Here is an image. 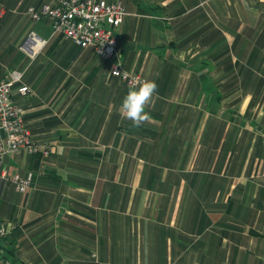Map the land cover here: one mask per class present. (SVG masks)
<instances>
[{
  "label": "crops",
  "instance_id": "1",
  "mask_svg": "<svg viewBox=\"0 0 264 264\" xmlns=\"http://www.w3.org/2000/svg\"><path fill=\"white\" fill-rule=\"evenodd\" d=\"M56 1L0 0V79L22 72L32 94L19 82L12 98L49 144L4 157L33 183L0 182L3 257L264 264V0H120L118 59L157 85L138 127L109 61L26 13ZM31 32L45 40L34 57L19 48Z\"/></svg>",
  "mask_w": 264,
  "mask_h": 264
},
{
  "label": "built area",
  "instance_id": "2",
  "mask_svg": "<svg viewBox=\"0 0 264 264\" xmlns=\"http://www.w3.org/2000/svg\"><path fill=\"white\" fill-rule=\"evenodd\" d=\"M26 13L34 21L47 18L52 34H62L79 47L89 48L95 55L108 60L107 73L119 78L130 89L138 88L146 81L141 73L123 69L118 59L115 28L121 24L126 14L120 0H57L52 4L44 3L39 8L30 6ZM44 44L45 40L31 32L19 48L34 57ZM21 77V71L13 70L7 78L0 79V182H10L17 192L25 194L32 187V174L10 172L3 166L4 157L20 153H39L46 157L49 154V144L39 143L31 138L23 120L24 110L12 98L13 86L21 83ZM17 92L25 97L32 94V89L21 83ZM121 115L125 117L122 112ZM43 169L44 163L41 162L37 173ZM5 234V227L0 226V237ZM0 264H11L1 252Z\"/></svg>",
  "mask_w": 264,
  "mask_h": 264
},
{
  "label": "clouds",
  "instance_id": "3",
  "mask_svg": "<svg viewBox=\"0 0 264 264\" xmlns=\"http://www.w3.org/2000/svg\"><path fill=\"white\" fill-rule=\"evenodd\" d=\"M157 85L154 81H145L138 88L131 89L121 102L122 114L130 120L134 126H140L148 119L145 113V105L150 101Z\"/></svg>",
  "mask_w": 264,
  "mask_h": 264
},
{
  "label": "rangeland",
  "instance_id": "4",
  "mask_svg": "<svg viewBox=\"0 0 264 264\" xmlns=\"http://www.w3.org/2000/svg\"><path fill=\"white\" fill-rule=\"evenodd\" d=\"M23 114H24V111H23ZM24 120V119H23ZM25 123V122H24Z\"/></svg>",
  "mask_w": 264,
  "mask_h": 264
},
{
  "label": "trees",
  "instance_id": "5",
  "mask_svg": "<svg viewBox=\"0 0 264 264\" xmlns=\"http://www.w3.org/2000/svg\"><path fill=\"white\" fill-rule=\"evenodd\" d=\"M36 154H38V155H39V153H36Z\"/></svg>",
  "mask_w": 264,
  "mask_h": 264
}]
</instances>
